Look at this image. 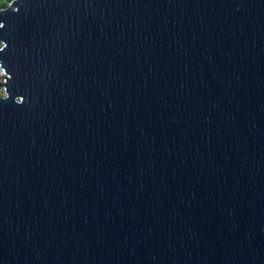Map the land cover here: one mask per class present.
Wrapping results in <instances>:
<instances>
[{
    "label": "water",
    "instance_id": "obj_1",
    "mask_svg": "<svg viewBox=\"0 0 264 264\" xmlns=\"http://www.w3.org/2000/svg\"><path fill=\"white\" fill-rule=\"evenodd\" d=\"M0 46V264H264V0H9Z\"/></svg>",
    "mask_w": 264,
    "mask_h": 264
},
{
    "label": "rangeland",
    "instance_id": "obj_2",
    "mask_svg": "<svg viewBox=\"0 0 264 264\" xmlns=\"http://www.w3.org/2000/svg\"><path fill=\"white\" fill-rule=\"evenodd\" d=\"M8 3H9V0H0V7L6 5ZM2 80H3V73L0 69V81H2ZM3 93H4V90L2 87H0V94H3Z\"/></svg>",
    "mask_w": 264,
    "mask_h": 264
},
{
    "label": "snow or ice",
    "instance_id": "obj_3",
    "mask_svg": "<svg viewBox=\"0 0 264 264\" xmlns=\"http://www.w3.org/2000/svg\"><path fill=\"white\" fill-rule=\"evenodd\" d=\"M3 46H0V49H2Z\"/></svg>",
    "mask_w": 264,
    "mask_h": 264
}]
</instances>
